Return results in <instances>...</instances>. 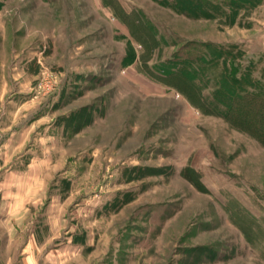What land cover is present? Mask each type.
<instances>
[{
    "label": "rangeland",
    "instance_id": "1",
    "mask_svg": "<svg viewBox=\"0 0 264 264\" xmlns=\"http://www.w3.org/2000/svg\"><path fill=\"white\" fill-rule=\"evenodd\" d=\"M31 232L43 264H264V0H0V264Z\"/></svg>",
    "mask_w": 264,
    "mask_h": 264
},
{
    "label": "trees",
    "instance_id": "2",
    "mask_svg": "<svg viewBox=\"0 0 264 264\" xmlns=\"http://www.w3.org/2000/svg\"><path fill=\"white\" fill-rule=\"evenodd\" d=\"M224 53H226V51H222L220 48H213L211 51L209 50L208 52L199 51V52H197V57H199L201 59L200 60H193L195 58V55H194V58H192V60H188L190 62L187 63V65L190 68H191V66L194 67L195 65H202L203 63L210 62V60L208 59L209 57L211 59H213L214 61H216V60L220 59L222 54H224ZM197 61H199V62H197ZM194 69L196 70L197 68L195 67ZM181 75H184V74H181ZM183 81L189 83L188 87H190V89H192V88H194L195 90L196 89H200L199 86L197 85V83H194L193 80L188 79L185 75L183 77ZM238 85H240L239 81H235L234 83H231L228 86L224 85V84H220V88L216 89L215 92H214L215 101L207 99V100H205V103H204V100H202L203 98H201L199 100H201L203 102V104H206L207 106L212 107L213 110H216V109H218V107L220 105H225V103H223V101H221V98H220L221 97L220 96L221 89L227 90L228 96L232 97V96H235L237 94V91H235V90L238 88ZM232 86L234 87L233 91L227 89L228 87H232ZM202 90L203 89H201V91ZM243 91L244 90H242V92ZM194 96H195V94H194ZM198 97H200V94L198 95ZM228 100H230V98Z\"/></svg>",
    "mask_w": 264,
    "mask_h": 264
},
{
    "label": "crops",
    "instance_id": "3",
    "mask_svg": "<svg viewBox=\"0 0 264 264\" xmlns=\"http://www.w3.org/2000/svg\"><path fill=\"white\" fill-rule=\"evenodd\" d=\"M13 213V212H12ZM13 238H10L6 245L12 244ZM43 240L38 238L37 233H30L28 238L22 243V252L20 254V264H43L46 256L41 254L40 250L43 247ZM48 256V255H47ZM1 264H15V255L8 253L1 259Z\"/></svg>",
    "mask_w": 264,
    "mask_h": 264
}]
</instances>
